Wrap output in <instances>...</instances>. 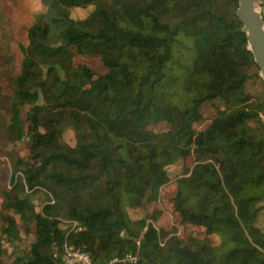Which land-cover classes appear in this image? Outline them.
<instances>
[{"label":"trees","instance_id":"obj_1","mask_svg":"<svg viewBox=\"0 0 264 264\" xmlns=\"http://www.w3.org/2000/svg\"><path fill=\"white\" fill-rule=\"evenodd\" d=\"M40 5L18 68L0 41V78L10 89L0 87V133L29 144L28 158L6 152L11 188L0 191V241L18 238L9 210L34 226V241L9 264H60L64 243L99 264H126L109 261L136 251V264H264V89L246 92V81L261 77L237 0ZM75 8L89 13L75 18ZM75 54L100 56L107 71L74 65ZM215 100L222 108L197 130L201 104ZM161 121L170 128H149ZM66 127L74 145L61 140ZM167 187L176 222L202 228V238L181 240L154 224ZM28 190L44 195L40 210Z\"/></svg>","mask_w":264,"mask_h":264},{"label":"rangeland","instance_id":"obj_2","mask_svg":"<svg viewBox=\"0 0 264 264\" xmlns=\"http://www.w3.org/2000/svg\"><path fill=\"white\" fill-rule=\"evenodd\" d=\"M264 0H258V9L262 12L264 11ZM41 11L40 0H0V41L5 40L11 52L14 54L15 66L18 68L21 63L22 53L20 51V44L27 43V33L26 28L31 25L34 21L35 16ZM89 13L88 8H75L71 11V15L75 18H83ZM73 64H87L96 74H102L107 71L106 66L102 62L100 56L98 55H80L75 54L73 58ZM264 82L259 78H249L246 81L245 87L246 92L252 96H258L263 92ZM0 87L5 95L10 94V89L8 88L7 82L0 78ZM222 102L220 100L206 101L200 106V112L202 119L195 123V128L197 130H204L211 119L215 115V107L222 108ZM22 117H25L22 114ZM264 121V117L261 116ZM249 124L255 128L259 127V122L256 119L249 121ZM150 129L161 132L168 130L170 125L161 121L154 125L149 126ZM62 142L74 145L75 134L71 128L66 127L63 131ZM14 149L19 153L21 157L28 158L29 156V144L27 139H22L14 144L9 143L5 136L0 133V191L5 186L6 190L11 188V161L6 152ZM193 164V156L187 158L185 161L186 166H191ZM172 176L174 173H179L181 171V165H171L169 166ZM175 178L173 177L169 185L174 183ZM169 187L162 189V194L159 195L157 200V207L161 208L164 214L161 218L154 222L157 226H163L167 231H174L181 240H188L191 236L193 237H203L202 228H195L193 226H180L176 220L175 215L171 213L170 202L168 193ZM30 197L36 207V210H40L44 204V195L42 193H34L32 195V190H28ZM168 199V200H167ZM153 206V205H152ZM155 207V206H153ZM132 217L136 218L142 216L141 211L129 210ZM8 213L14 215L18 223V238L13 242H9L7 238H3L0 241L1 247L5 250L0 255V261L9 264L13 261L16 254L21 253V251L27 250L30 244L34 241V226L33 224L28 225V230L26 226L22 223L20 216L14 214L11 210ZM257 224L264 229V208L262 209L259 218L257 219ZM1 225V221H0ZM158 228V227H157ZM162 239V237H161ZM211 242L218 243L219 240L216 237H212Z\"/></svg>","mask_w":264,"mask_h":264},{"label":"water","instance_id":"obj_3","mask_svg":"<svg viewBox=\"0 0 264 264\" xmlns=\"http://www.w3.org/2000/svg\"><path fill=\"white\" fill-rule=\"evenodd\" d=\"M257 3L258 0H237L235 15L242 23L247 49L264 82V18Z\"/></svg>","mask_w":264,"mask_h":264},{"label":"built area","instance_id":"obj_4","mask_svg":"<svg viewBox=\"0 0 264 264\" xmlns=\"http://www.w3.org/2000/svg\"><path fill=\"white\" fill-rule=\"evenodd\" d=\"M74 227H75V223L73 224V228ZM138 258H139L138 251H136V253H128L122 258H113L109 262H123L126 264H136ZM60 264H99V263L92 260L90 254L87 251H85L83 247L69 246L66 243H64V252Z\"/></svg>","mask_w":264,"mask_h":264}]
</instances>
